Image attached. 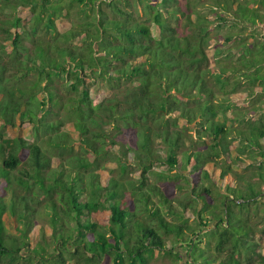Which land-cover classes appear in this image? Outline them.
Masks as SVG:
<instances>
[{
    "label": "trees",
    "instance_id": "16d2710c",
    "mask_svg": "<svg viewBox=\"0 0 264 264\" xmlns=\"http://www.w3.org/2000/svg\"><path fill=\"white\" fill-rule=\"evenodd\" d=\"M136 1L149 20L115 16L130 0H0V264H151L169 243L186 248V264H264L247 215L264 167L251 170L260 182L237 176L242 149L231 145L244 140L249 159H264V129L230 138L232 108L218 90H242L263 109L264 0L170 11L190 36L171 26L175 0H160L162 10ZM210 19L238 41L213 71ZM9 129L27 137L9 139ZM15 148L26 150L20 165ZM159 165L189 191L168 198L157 180L172 175ZM39 220L49 244L32 234Z\"/></svg>",
    "mask_w": 264,
    "mask_h": 264
},
{
    "label": "rangeland",
    "instance_id": "374dc122",
    "mask_svg": "<svg viewBox=\"0 0 264 264\" xmlns=\"http://www.w3.org/2000/svg\"><path fill=\"white\" fill-rule=\"evenodd\" d=\"M155 6H157L160 10L164 9L162 5H160V0H153ZM211 0H175V2L167 3V10L169 11L170 15H175L173 17H170L171 20V26L176 31L177 35L179 36H190L192 34V28L189 26V24L186 22L185 17L178 14H171L173 10L179 8L183 14L187 15L192 12H199L204 14H210L213 12H210L209 7ZM130 7H128L129 11H125L120 9L119 11L114 12L115 16L120 21H129L131 18H135L142 21L149 20V16H145V3H138L136 0H130ZM103 7L105 5H102ZM264 8V6H262ZM147 10V9H146ZM3 18V17H2ZM209 28H207V35H206V46H205V53L207 54L206 59V66L209 68V70L213 71L219 64L223 62H227L229 58L232 57V55L235 53L236 46L238 45L237 37L234 36V40L231 42H225L224 39L226 37H229L230 34H232L233 31H235L230 26H217L215 22H213L212 19L209 20ZM34 26V25H33ZM258 28L255 30L261 35L264 36V32H262L260 24L257 25ZM152 30L155 32L157 29L154 25H152ZM27 43V42H25ZM202 61V60H201ZM201 67H206L205 62H201ZM219 95L227 96V103L232 110L231 111H225V121L229 126V129L227 131V134L230 138H233L236 131L235 129H243L245 130L251 125H256L257 127H260L261 129H264V94L260 96V104L262 105L261 111L254 110L251 104L250 100L247 97V94L243 92L242 90H231V88L226 89H218ZM220 97V96H219ZM27 132L25 129L23 130H8L9 139L15 138V137H21L26 138ZM124 140H127V136L123 137ZM122 137L120 136L118 140L120 141ZM231 141V140H230ZM261 144L264 145V139H262ZM247 142L244 140L238 141L234 140L232 142V146L240 147L242 149L241 151V159L242 162L238 166L233 167V171L237 176H241L245 181L249 180L250 182H260L259 179H256L254 176L255 174L251 173V170H254L255 173L257 171L255 170L257 165H261L264 167V159L259 158L258 156H255L251 159H249V156H253L254 153L250 151L247 148L246 145ZM14 154L17 156V160L19 165L23 162L26 156V150H20L19 148H15L13 150ZM256 162V163H255ZM156 172H168V174L172 175L171 178L161 179L157 180V185L161 188L163 193L168 198H180L182 197L183 193L186 191H189L188 189V183L183 181V178H177L174 177V171H168L166 170L165 166L159 165L154 168ZM106 173V172H105ZM133 173L128 174V178L133 177ZM167 174V173H166ZM198 178H196V175H194L191 184H195ZM0 184L5 182L4 180H0ZM228 179H224V183L227 182ZM182 187V189H181ZM260 190L261 195L256 198V203L251 204L248 206V217L251 224L254 225V235L253 238L256 242H259L260 249L259 253L261 256L264 257V182L260 183ZM247 213V212H246ZM193 220H189V229L187 230L188 234H192L195 232ZM215 223V220L210 221L208 224L209 227H212ZM41 224H46L45 221H38L35 224V229L32 232L34 236L39 238L44 244H49L50 240L49 237L46 235L45 231H43L42 228H40ZM43 225V226H44ZM169 248H172V252L167 253H160L155 251L154 257L151 264H175L174 262H180L181 264H186L187 256H186V248L180 247V244H170ZM178 255L176 258L174 255ZM48 264H61L59 259L57 257H54L51 259V261Z\"/></svg>",
    "mask_w": 264,
    "mask_h": 264
}]
</instances>
